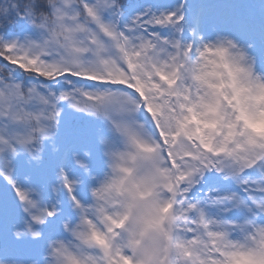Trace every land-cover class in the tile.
Here are the masks:
<instances>
[{
    "label": "snow or ice",
    "instance_id": "6c2138e0",
    "mask_svg": "<svg viewBox=\"0 0 264 264\" xmlns=\"http://www.w3.org/2000/svg\"><path fill=\"white\" fill-rule=\"evenodd\" d=\"M0 264H264V0H0Z\"/></svg>",
    "mask_w": 264,
    "mask_h": 264
}]
</instances>
